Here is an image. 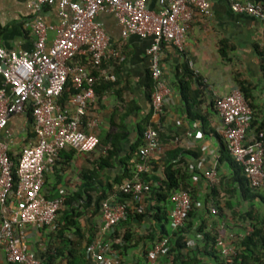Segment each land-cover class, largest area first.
I'll return each mask as SVG.
<instances>
[{
  "label": "crops",
  "instance_id": "crops-1",
  "mask_svg": "<svg viewBox=\"0 0 264 264\" xmlns=\"http://www.w3.org/2000/svg\"><path fill=\"white\" fill-rule=\"evenodd\" d=\"M26 4L27 0H0V46L30 50L33 47L30 24L37 17L49 26V42L54 37L55 25L60 21L58 6H46L32 12ZM148 5L156 8V0H148ZM97 20L102 22L110 44L121 48L124 58L109 67L115 74V80H103L95 92L89 107V115L98 119V126L93 131L99 137L124 118L130 130L128 144H131L136 137V122L145 114H151L150 122L158 127L159 149L149 156L143 180L155 185L156 179L165 180L167 173L173 172L180 187L188 190L191 197L190 230L184 232L187 245L176 249L175 255L188 257L190 264H213L214 258L205 249L203 233L222 230L225 236L232 235L241 240L253 233L250 223L257 218L261 221L260 235H264V202L259 197L243 194L239 184L233 180L232 163L222 137V120L214 106L215 98L238 87L236 78H240L254 86L255 116L258 121L264 120V78L255 51L256 44L264 45V18L235 12L231 8V0H211L208 14L196 12L189 21L183 50L173 45L163 47L162 79L169 92L163 97L159 110L151 108L149 97L150 57L147 49L151 37L130 35L122 39L120 26L113 15L101 12ZM221 46L225 48L226 58L220 53ZM182 82H188L186 87L181 88ZM7 126L12 136L3 140L8 143L10 152L17 155L21 147L32 140V122L23 111L11 115ZM101 153L99 146L87 153L70 147L63 149L59 159L45 173L43 192L51 197L63 188L67 197H72L81 191L80 185L84 182L82 172L97 167ZM209 169L216 171L214 183L204 176ZM121 173L122 165L118 160L114 167L98 171L91 181L95 186L91 191L93 197L102 189L99 181L111 182ZM258 193L264 195V187ZM149 196H144L142 206L145 205V197ZM150 202L153 207L149 214L140 219L129 217L126 222L105 232L99 211L95 212L92 205L80 208L77 218L80 230L70 227L65 231L71 240L70 246L73 244L76 254L85 253V247L91 240L99 238L111 243L116 231L123 234L129 230L131 239L121 241L122 247L114 251L118 264H150L145 257L146 251L152 245V236L161 233V223L155 219L154 207L171 205L169 199L163 203ZM127 204L131 210L136 207L130 198ZM66 212H69L67 204L58 211L56 219L65 220ZM249 226L253 231L246 234ZM165 227L169 235L173 234L168 220ZM26 231L28 244L39 257L44 258L47 250L58 244L54 240L56 231L48 226L37 229L28 225ZM260 235H256L248 247L242 246L249 255V264H264V240ZM62 258L56 261L65 263L66 259ZM0 264H12L5 260L2 252ZM155 264L171 263H166L159 255Z\"/></svg>",
  "mask_w": 264,
  "mask_h": 264
},
{
  "label": "built area",
  "instance_id": "built-area-1",
  "mask_svg": "<svg viewBox=\"0 0 264 264\" xmlns=\"http://www.w3.org/2000/svg\"><path fill=\"white\" fill-rule=\"evenodd\" d=\"M211 0H156V8L148 0H27V8L38 12L56 5L60 21L55 35L48 40L49 26L39 17L31 21L33 47L6 49L0 46V253L12 264H44L43 259L28 244V225L56 230V217L63 207L66 191L59 188L53 197L43 192L45 173L52 168L60 152L73 148L92 152L99 143L93 131L98 119L90 116L89 107L95 98L99 80L114 81L110 70L113 62L122 61L121 48L110 44L102 22L101 12L111 14L120 26V36L151 37L147 49L154 88L150 95L151 108L159 110L163 97L169 92L162 79V50L173 45L183 50L189 21L193 15L208 14ZM231 8L255 18H264V4L256 0H231ZM191 65V62H189ZM73 93L67 102L60 98L64 91ZM215 109L223 124L222 137L232 159L242 168L250 187H264V131L248 133L253 110L239 87L214 100ZM30 108L32 116L31 141L23 145L15 158L3 138L12 136L7 124L11 115ZM86 127V128H85ZM159 149L156 129L148 127L139 148L140 158L135 175L125 180L121 190L135 202L134 209L142 211L141 203L148 185L140 174L148 170L149 156ZM15 168L17 181L13 180ZM208 181L217 180L216 171L204 172ZM113 193L100 203L99 213L103 232L127 219L128 204L115 200ZM169 224L176 231L183 226L190 209L191 197L186 189L170 195ZM215 212L214 209L211 210ZM253 231L248 227L246 234ZM218 234L214 248L222 264H233L237 247ZM169 251L168 237L157 240L148 253V262L155 264L159 255ZM85 254L95 264H118L111 252V243L99 238L91 240Z\"/></svg>",
  "mask_w": 264,
  "mask_h": 264
},
{
  "label": "trees",
  "instance_id": "trees-1",
  "mask_svg": "<svg viewBox=\"0 0 264 264\" xmlns=\"http://www.w3.org/2000/svg\"><path fill=\"white\" fill-rule=\"evenodd\" d=\"M256 1L264 4V0H256ZM224 50L225 48L221 46L220 53L224 58H226L227 56L224 53ZM255 51L259 56L260 70L262 73V77L264 78V46L256 44ZM112 64L117 65L118 62H113ZM149 74H150L149 75V97H150L151 92L153 91L154 88V81L151 77V72ZM102 81L103 80H99L96 83L95 92H98V85L101 84ZM236 82H237V86L243 93L245 100L248 102V104L253 110L252 121L248 131L251 132H257L259 130L264 131V120L258 121V119H256L255 116L256 104L254 103L255 102L254 95L252 92L254 86L240 78H236ZM186 83L182 82L183 85H181V88L186 87ZM67 86H69L70 88L68 91L63 92L60 98V101L62 103L67 101L70 94L73 93V88L71 84L68 83ZM26 112L28 118L30 119V122H32L30 108H27ZM124 115L126 116L127 114ZM150 117H151L150 113L145 114L144 116L141 117L140 120L136 122L135 124L136 137L131 144H128L130 130L124 118L120 120L118 124L117 123L113 124L114 127L112 128V130L98 137L99 138L98 146L102 148V153L99 156L97 167L93 168L92 170L87 168L82 172V177L84 178V182H82L80 185L81 191H77L72 197L71 196L67 197V194L65 195L63 200V206L67 204L69 206V212H66L67 215L65 216V220L60 221L57 219V223H56L57 228H56V233L54 234L55 237L54 240L56 243L58 242L60 246L56 244V246H53L50 250H47L44 258L40 257L43 259L44 264H94V262L84 252H81L80 254L75 253V248L72 246L73 244L70 246L71 240L66 236L65 231L70 227H74L76 231L80 230L79 222L77 220L78 216L81 213L80 208H87L88 206L90 207L92 205L95 212L99 211L101 201L113 193L116 194L115 200L118 202L127 203L128 198L132 199L129 194L121 190L120 186L123 184L125 180L132 179L135 175V164L138 162L140 158L139 148L144 142V133L147 130V128L152 127L156 129V131H158V127H156L153 123L150 122ZM9 153L13 158H15V155L13 153L11 152ZM227 154L229 156V160L231 161L233 167V180L237 184H239L242 193L247 194L248 197H259L264 202V195L258 193L260 191V188L255 189L250 187L248 178L243 173L241 166H239L232 159V157L229 155L228 152ZM116 160H118V162L122 165V173L116 175L114 180L111 182L106 180L99 181V185H101L102 189L101 190L99 189L96 197H93L91 191L95 190V186L91 182L92 177L95 176L97 172L102 169L106 170L107 168L114 167ZM144 173L145 172L140 174V178L142 181H144L143 179L146 178V175ZM148 179L149 178H147V180ZM13 180L14 182L17 181L15 168H13ZM155 181H157V184L155 185L153 183L149 184V182L144 181L148 185V190L145 193V195L150 194L151 196L145 197L144 200L145 205L144 206L141 205L142 211L138 212L135 209L131 210V208L128 207L127 219L119 222L118 224L126 222L129 217H135L138 219L144 217L145 215L149 214L151 208L153 207V205L151 204L152 202H150V200H153L156 203L167 202L168 199L170 201V195L173 192L183 189L180 187L179 179L173 172L171 173L168 172L165 180L156 179ZM170 207L171 205L169 207H165L163 205H158L154 207L156 209V214L154 215L155 219L158 220L159 223H161L160 226L161 233L159 234V236L156 235L152 236L151 238L152 245L148 248L145 254L146 260L148 259V253L152 249L153 244L162 237H168L169 239L168 253L172 254V259L171 260L170 258L168 259L169 256L167 253H162L161 255L164 257V260H166V263L170 262L171 264H176L178 263L177 261L180 260L181 262H179V264H190L187 262L188 257L186 258L185 256H182L180 254L175 255V251L176 249L180 250L181 247L187 245V240L184 237L185 236L184 232L186 230L188 231L190 230V225L188 224V221L192 208L189 209L185 217L183 226L176 231L173 230V234H171L172 235L171 236L169 235V232L165 227L166 221L168 220L169 222L168 211ZM260 223L261 221H258V218L255 221H251L250 224L254 228L253 233H251L249 236H246L241 240H236L234 238L233 243L237 247V254L234 257L233 264H249L248 263L249 255L247 252H245L246 250L244 251L242 250V246L248 247L249 244L255 241L254 240L255 236L260 235V232L262 230V227H260L259 225ZM219 233L223 235L225 234L222 232V230H218L216 232L203 233L204 235L203 240L206 244L205 249L209 254L212 255V258H214L213 264H222V259L213 246L215 237ZM260 237L262 240H264V235H260ZM225 238L229 239L228 236H225ZM130 239H131V234L129 230L124 231L123 234L118 233L116 231L112 235V239H111V252L114 253L115 250H118L119 248L122 247L121 241L123 242L129 241ZM61 258L64 260L66 259L65 263L56 261L57 259H61Z\"/></svg>",
  "mask_w": 264,
  "mask_h": 264
},
{
  "label": "rangeland",
  "instance_id": "rangeland-1",
  "mask_svg": "<svg viewBox=\"0 0 264 264\" xmlns=\"http://www.w3.org/2000/svg\"><path fill=\"white\" fill-rule=\"evenodd\" d=\"M264 46V45H263ZM56 223H57V219H56ZM51 229V228H50ZM52 230V229H51ZM56 231V230H55Z\"/></svg>",
  "mask_w": 264,
  "mask_h": 264
}]
</instances>
